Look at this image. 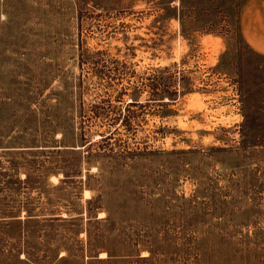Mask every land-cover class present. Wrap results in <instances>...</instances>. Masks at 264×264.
Wrapping results in <instances>:
<instances>
[{"label": "rangeland", "instance_id": "1", "mask_svg": "<svg viewBox=\"0 0 264 264\" xmlns=\"http://www.w3.org/2000/svg\"><path fill=\"white\" fill-rule=\"evenodd\" d=\"M244 1L0 0V264H264Z\"/></svg>", "mask_w": 264, "mask_h": 264}, {"label": "crops", "instance_id": "2", "mask_svg": "<svg viewBox=\"0 0 264 264\" xmlns=\"http://www.w3.org/2000/svg\"><path fill=\"white\" fill-rule=\"evenodd\" d=\"M240 23L246 40L264 54V0H245L240 10Z\"/></svg>", "mask_w": 264, "mask_h": 264}, {"label": "trees", "instance_id": "3", "mask_svg": "<svg viewBox=\"0 0 264 264\" xmlns=\"http://www.w3.org/2000/svg\"><path fill=\"white\" fill-rule=\"evenodd\" d=\"M129 103L133 104V103H137V101L136 100H132ZM110 135H112V132H110L109 134H104L102 139L110 138L111 137ZM87 143H89L88 145L92 146V145H94L96 143V141H93V140L90 139V140L87 141ZM34 147H38L39 149H37V150H39V152H42L43 154H47V153L49 154V153H52V152L61 151L62 148H63L64 151H66V150L69 149L70 145H65V144L64 145H59V146L48 145V144L47 145H32V146L31 145L30 146L29 145H20V148H21L20 150L17 147V148H14L13 150L10 149L8 151H11L12 156H19V155H24V154H30L27 151H29L31 148H34ZM3 153L6 154V152H3ZM6 160L8 162H10V163H14V159L13 158H6ZM64 173H65L64 179H62V180L74 177L73 175L68 174L67 172H64ZM29 178H30V175H27L26 179L28 180ZM29 215H30L29 216L30 219H40V218H38V215H35V214H29ZM44 219H46V220H59V219H67V217L56 216V214H54V215H50L49 217L44 216Z\"/></svg>", "mask_w": 264, "mask_h": 264}, {"label": "bare ground", "instance_id": "4", "mask_svg": "<svg viewBox=\"0 0 264 264\" xmlns=\"http://www.w3.org/2000/svg\"><path fill=\"white\" fill-rule=\"evenodd\" d=\"M101 256H106V252H102L101 253Z\"/></svg>", "mask_w": 264, "mask_h": 264}]
</instances>
